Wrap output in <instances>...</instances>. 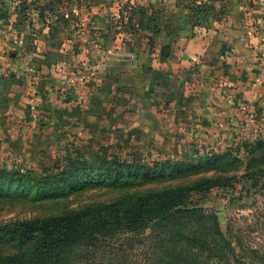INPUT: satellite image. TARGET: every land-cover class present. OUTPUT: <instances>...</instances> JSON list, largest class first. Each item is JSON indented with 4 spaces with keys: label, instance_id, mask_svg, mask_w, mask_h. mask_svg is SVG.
<instances>
[{
    "label": "rangeland",
    "instance_id": "1",
    "mask_svg": "<svg viewBox=\"0 0 264 264\" xmlns=\"http://www.w3.org/2000/svg\"><path fill=\"white\" fill-rule=\"evenodd\" d=\"M209 4L204 0H0L2 96L10 91L18 96L28 84L32 86L26 93L31 135L43 130L37 95L44 85L59 84L70 104L67 109H52V131L45 139L33 141L31 136L26 151L0 163L9 172L0 176V225L63 214L130 194L216 180L221 183L208 191L192 193L190 203L204 214L220 217L239 260L264 264V145L250 146L255 137L249 134L238 139L194 135V121L181 123L185 114L181 107L190 106L191 100H183L181 86L174 90L163 83L164 72L149 75L153 70L146 60L136 62L147 72L141 77L127 71L117 76L112 70L124 56L137 59L140 54L156 53L160 59L166 55L168 45H157V37L170 31L169 19L181 23L182 8L194 18L204 5L212 10ZM133 59L129 63L134 64ZM61 66L64 76L58 73ZM78 71L92 76L86 84L85 104L78 102L79 93L66 79ZM31 94L34 102L29 100ZM151 103L163 112L172 104L181 116L174 122L179 123L168 124L167 116L158 122L147 109ZM140 106L143 116L142 109L137 111ZM95 154L114 163L113 183L110 177L108 185L101 184L82 166L77 171L82 179L70 192L48 193L53 191L51 185L61 183L39 182L65 168L75 170L76 164L69 165L72 160L91 161L92 156V163H98ZM18 168L23 171H15ZM226 178L236 179L224 183ZM149 237L145 229L107 239L91 251L81 250L82 262L138 264ZM24 246L0 244V255H19ZM198 253L202 264H239L231 255L218 259L206 247Z\"/></svg>",
    "mask_w": 264,
    "mask_h": 264
},
{
    "label": "crops",
    "instance_id": "2",
    "mask_svg": "<svg viewBox=\"0 0 264 264\" xmlns=\"http://www.w3.org/2000/svg\"><path fill=\"white\" fill-rule=\"evenodd\" d=\"M204 1L213 6L212 10L204 5L199 8V15L191 18L192 12L182 8L181 23L175 22L174 18L169 19L173 22L169 26L170 31L157 37V45H168L166 55L160 59L156 53L150 56L140 54L137 59L136 56L134 59L124 56L117 60L112 70L117 76L127 71L134 77H141L147 72L136 62L146 60L153 70L149 75L164 72L166 81L163 83L170 84L172 88L181 86L183 100L192 102L190 106L181 107L185 112L181 123L185 125L194 121L197 126L194 135L205 139H238L246 134L263 137L264 72L261 73L259 59L264 54V0ZM132 59L134 64L129 63ZM57 85L54 84L53 88L44 85L40 89L42 92L39 90L37 101L38 111L44 118L43 130H35L34 135H31L32 128L27 121L26 101V93L32 86L28 84L18 96L6 90L8 94L3 97V91L0 92V163L15 153L21 155L26 151L30 147L26 140L34 138L35 141L40 136L45 139L52 131L49 126L53 124L56 108H70ZM244 102L252 104L255 111L256 124L251 129L239 113V106ZM153 104L147 109L158 122L167 116L168 124L179 123L174 122L177 115L172 104L166 112ZM116 109L119 111V107ZM140 110L143 116L145 113L141 106L137 111ZM5 113L9 115L2 118Z\"/></svg>",
    "mask_w": 264,
    "mask_h": 264
},
{
    "label": "trees",
    "instance_id": "3",
    "mask_svg": "<svg viewBox=\"0 0 264 264\" xmlns=\"http://www.w3.org/2000/svg\"><path fill=\"white\" fill-rule=\"evenodd\" d=\"M249 143L250 146L264 145V137ZM94 158L100 161L93 164L92 156L91 161L72 160L69 165L76 164L75 170L65 168L54 177L47 175L39 182L49 179L61 183L59 187L51 185L49 189L53 191L48 193L70 192L82 179L77 171L83 167L92 173V177L99 178L101 184L108 185L110 177L113 183L114 163L98 154ZM8 173L0 168V176ZM232 179L236 178H226L223 182ZM218 183L221 181L206 180L177 188L130 194L63 214L0 225V244L25 245L17 251L19 255H0V264H83L81 250L88 248L91 251L107 239L132 236L145 229H149L150 237L143 252L144 259L138 264H202L198 257L202 247L214 256L218 254V259L225 256L228 259L231 255L235 263L244 264L234 254L227 231L222 230L220 217L204 214L202 209L190 203L192 193L208 191Z\"/></svg>",
    "mask_w": 264,
    "mask_h": 264
},
{
    "label": "built area",
    "instance_id": "4",
    "mask_svg": "<svg viewBox=\"0 0 264 264\" xmlns=\"http://www.w3.org/2000/svg\"><path fill=\"white\" fill-rule=\"evenodd\" d=\"M260 67H261V73L264 72V54L260 55ZM58 73L61 74V76H64V68L58 67ZM91 74L89 72L86 71H78L76 73H71L68 76H66L67 82L70 83L69 85L72 86L75 91H77L79 93V103L85 104L86 103V98L85 96V92L87 90L86 88V84L87 82L91 79ZM258 80V79H256ZM29 97V96H28ZM30 102H34V96L31 94L29 97ZM239 113L244 117V121L246 122V124L249 127V129H251L252 125L256 124V118H255V111L254 108L252 106V104L250 103H242L239 106ZM264 137V136H263Z\"/></svg>",
    "mask_w": 264,
    "mask_h": 264
},
{
    "label": "water",
    "instance_id": "5",
    "mask_svg": "<svg viewBox=\"0 0 264 264\" xmlns=\"http://www.w3.org/2000/svg\"><path fill=\"white\" fill-rule=\"evenodd\" d=\"M167 53V51H165V53H163V54H166Z\"/></svg>",
    "mask_w": 264,
    "mask_h": 264
}]
</instances>
